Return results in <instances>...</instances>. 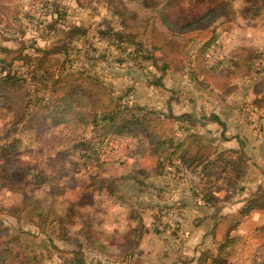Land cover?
Listing matches in <instances>:
<instances>
[{
  "label": "trees",
  "instance_id": "trees-1",
  "mask_svg": "<svg viewBox=\"0 0 264 264\" xmlns=\"http://www.w3.org/2000/svg\"><path fill=\"white\" fill-rule=\"evenodd\" d=\"M139 1L146 7L154 8L157 16L143 18L138 11L129 8L124 0H107L113 14L119 18L120 25V29L110 35H114L120 43H124L126 37L133 42L136 37L145 38L149 51L144 57L159 61L157 67L162 74L168 71L188 73L191 80L201 87H212L223 94L234 90V79L250 75L264 77V61L259 48L237 45L212 65L207 62L208 52L219 38L217 23L232 21L238 10L246 18H256L264 12V0H246L240 9H235L234 0ZM186 1L188 7L184 5ZM17 6L16 0H0V21L7 19L8 24V9ZM56 13L58 17H52V21L58 22L64 13H60L59 9H56ZM157 19L161 20L164 28L158 25ZM68 30V41L49 49L38 48L37 53L36 50L27 51L26 46L5 49V56L0 59V108L4 111V124L0 128V152L10 154L15 151L22 144L21 134L30 136L34 131L42 133L49 128L63 126L64 133L61 132L59 142L65 148L63 155L77 152L84 160L86 169H94L90 176L92 190L96 193H103L106 188L108 194L124 201L121 195L118 196V180L144 185L151 171L164 173L167 163L175 161L180 163L184 171L199 176L198 184L190 182L191 191L208 203L218 201L215 194L221 189L232 192L241 189L239 181L246 174L247 158L238 151H219L207 136L184 126L196 122L190 114L163 113L145 105L132 104L125 100V95H116L98 76L85 70H65L69 43L75 37L86 34L82 26L70 27ZM24 32L22 29V36ZM102 33L107 35L109 31L104 29ZM63 53L66 56L62 59L57 57ZM134 57L139 55L135 54ZM17 62L28 67L27 73L14 70ZM160 82V79L156 81ZM29 84L34 86V90L30 89ZM178 126L185 127V133L181 136L177 134ZM118 139L127 140V155L135 157V160L124 173L114 175L108 183L106 177L101 178V174L112 161L106 160L103 154L107 145ZM234 153L238 155L234 157ZM29 164L19 160L6 167L11 169L18 166L20 170L29 168L25 171L26 184L30 183L34 187L52 186L51 194L63 191L62 184L55 188V174L50 171L47 173L46 169L35 164L27 167ZM180 166H177L178 170ZM9 171L3 172V184L13 179ZM27 198L21 201L20 210H26L31 217L44 216L45 212L38 211L39 206L33 204L39 200ZM256 206L264 207V193L256 200H249L240 210V215H248ZM8 209L5 207L7 213ZM133 213L137 227L129 231L127 243L120 245L124 252L110 253L119 264H136L128 262L133 256L128 250L137 248L144 226L135 211ZM51 220L54 221V218ZM240 222L238 218L233 219L225 238L218 243L217 251L202 250L198 264H229L237 242L233 232ZM13 238L9 229L0 222V264H39L31 249L24 246L20 239L18 243H13ZM98 243V237L91 241L93 246ZM18 245H23L25 255L16 252ZM106 248L104 245L102 250ZM66 253L68 255L63 264H86L79 251ZM254 264L264 262L255 261Z\"/></svg>",
  "mask_w": 264,
  "mask_h": 264
},
{
  "label": "rangeland",
  "instance_id": "rangeland-1",
  "mask_svg": "<svg viewBox=\"0 0 264 264\" xmlns=\"http://www.w3.org/2000/svg\"><path fill=\"white\" fill-rule=\"evenodd\" d=\"M124 1L129 8L138 11L139 15L143 18L157 16L154 8L144 6L139 0ZM187 2H184L186 7L189 6ZM76 3H82L83 8L85 10L89 9L88 13L91 15L90 18L86 17L85 26L82 25V28L87 30L83 42H86L89 51L86 50L85 53H82V43L79 46L77 44L70 45V58L72 60L69 63L65 61V70H79L80 66L76 63L79 60L80 63L87 61L88 64L92 60H98L106 68L118 69L117 71L125 74L121 75V77H109L101 72L100 76H98V70L94 68H86L85 71L98 76L116 95H125V100L132 104L143 101L148 102L145 100L147 97L144 98L145 89L141 87L148 85L149 82L154 84L158 80V72L151 65L152 60L155 62V59L151 60L144 57L148 55L149 51L145 38L139 36L133 42L131 38L126 37L127 40L125 39L124 43L115 40L116 42L111 44V41L115 38L113 35V38L109 39L110 41L103 40L99 44L101 41L98 40V37L101 35V29L108 30V37H111L112 35L110 34L120 29L119 18L113 14L107 0H81V2L76 1ZM245 3L246 0H234L233 5L235 9H240ZM17 5V8L10 7L8 9L10 18L8 24L6 23L7 19L0 21V46L3 47V42L8 39V45L17 48L26 46L27 51L35 52L36 50L35 53H37V49L42 48L40 43L47 38L45 31L50 30V28L42 23V18H37V14L36 16L35 14L31 15L28 8H25L26 5L23 6L24 8H21L19 4ZM178 5L176 8L179 7ZM157 23L163 27L160 19H157ZM219 23H217L219 38L208 52L212 58L207 56V60L212 62L222 56L225 57L226 51L231 46L230 41H236L235 43L239 45L244 44L259 48L264 61V12L256 18H246L238 10L232 21ZM63 25L60 22L52 28L55 30L56 40L59 38L68 39L67 31H69V28H64ZM68 26L74 27L73 24H68ZM22 29L25 31L24 36L21 35ZM33 31H38V33L35 35ZM7 32L10 36L4 35ZM38 40H40V43ZM140 46L143 47L141 48ZM135 54H138L139 57H134ZM57 57H61L62 59L63 56L59 54ZM2 58L3 49L0 50V59ZM157 65L159 66L160 64L157 63ZM27 70L28 67L26 66L24 73H27ZM27 75L29 76V74ZM128 76L134 77L133 80L136 78V81L130 82L131 79ZM141 78L144 84L135 85L134 83ZM29 87L34 90L33 85L29 84ZM174 87L175 84L173 83L169 89L176 91ZM173 99V107H176V104H180L178 101L179 97L174 96ZM158 106L163 109L160 104ZM3 113V109L0 108V128H3L4 124ZM61 132L64 133L63 126L52 127L42 133L34 131L30 136L21 134L22 144L18 145L15 151L10 154L0 152V222L15 237L13 238L15 240H12V242L18 243L20 239V242L24 246L29 247L32 253L36 255L39 264H63L65 256L68 255L65 252L69 251H79L86 264H119L110 253H123L124 251L120 245L127 243L130 237L133 227L125 223V213H133L132 203L140 201L141 203L149 202L152 190L147 188L149 189L147 192L145 187L133 181L118 180V196L122 194L121 196L124 199L127 198L124 201L127 208L120 203L122 201L118 199L119 197L114 198V196L108 194L109 192L106 188L103 193L94 192L91 187L92 179L90 176L91 170L94 169H86L84 160L81 159L77 152L63 155L62 151L65 148L61 144L59 145L62 137ZM127 143V140L124 139L114 140L104 150V158L112 161V164L102 171L101 174V178L106 177V180L109 181L108 183L112 181L114 175L124 173L132 163L129 155L126 156L129 152ZM19 160L29 162L30 164L27 167H33L32 165L35 164L36 167L46 169L47 173L50 171L55 174V188L62 184V187L64 186L63 191L58 194H51L50 189L52 186L34 187L30 183L26 184L27 176L25 175V171L30 170L29 168L20 170L18 166H14L11 169L6 167L10 163ZM8 170H10L9 172L13 176V179L10 181L6 180L3 184V172ZM184 172L186 178L192 181V184L200 182L199 176L189 171ZM168 176L171 177V181L158 178L153 180L155 181L153 186H159L163 190H174V187H178L177 179L172 178L171 175ZM26 198L38 199L39 201L33 202V204L39 206L38 211L43 210L45 212L44 216L37 217L34 215V217H31L26 210H20L22 206L21 201ZM115 201L119 205H122L124 209L119 207L118 204L116 207L113 204ZM5 207H9L8 212L10 214L6 212ZM167 210L163 209L159 214L166 221L173 223L170 231H175L176 235L170 236V238L178 240H174L175 248H172L173 245H170L172 250L168 249L165 246L168 243H164V239H161L156 246V250H153V253L144 252L146 250V241H142L143 244L141 243V245H144L142 248H140V245L138 250H136L137 248L128 250V252L133 254L132 259L128 262L136 264H173L174 261H177L180 256L181 247L187 246L188 243L187 238L184 237L185 235L183 236L182 229H178L183 226L184 217L179 206ZM120 214L124 215L120 216ZM47 215H50V218H47ZM116 217H119V219ZM53 218L54 221L51 220ZM146 220L149 221V217H146ZM134 227H137V223H135ZM144 231L145 226L144 229H141L140 233L143 235ZM75 237H78V240H75ZM94 237H98V240L100 239V243L97 246L91 245ZM255 244L256 239L254 237H250L247 242L242 243L240 241L237 245V251L231 259V264H246L243 258H246V253L252 247L255 249ZM104 245L108 248L102 250ZM22 246L18 245L15 250L18 254L23 252L25 255L26 252L22 250ZM159 249L160 252H168L165 254L161 253L164 255L163 259H156L154 257L156 251Z\"/></svg>",
  "mask_w": 264,
  "mask_h": 264
},
{
  "label": "crops",
  "instance_id": "crops-1",
  "mask_svg": "<svg viewBox=\"0 0 264 264\" xmlns=\"http://www.w3.org/2000/svg\"><path fill=\"white\" fill-rule=\"evenodd\" d=\"M24 1L26 0H16V4H19L21 8L26 5L25 8H28L31 15H42V23L50 28V30L45 31L46 40L41 43L38 40L42 48H53L69 40V38H59L56 40L55 30L52 28L57 23H63L64 28H70L71 26L67 27L68 24L85 26L86 17H91L88 13L89 9L85 10L82 3H76V1L81 2V0H27L29 2L26 1V3ZM56 9H59L60 13L65 14L58 22L52 21V17L56 18L58 16ZM24 20L27 21L26 18ZM101 30L103 31L104 28ZM102 31H100L101 35L98 37V40L101 41L99 44L103 40L108 41L113 38V35L108 37V34H103ZM33 32L35 35L38 33V31ZM4 35L10 36L8 32L4 33ZM85 35L75 37L69 45L77 44L79 46L82 43V53H85L86 50L89 51V48H87L88 45L86 42H83ZM115 40L118 42L117 39L113 38L111 44L115 43ZM8 41L7 39L3 42V47L0 46V50L3 49V57L5 56V49L17 48L8 45ZM235 42L230 41L231 46L226 51V55L235 46L239 45ZM70 51L71 49L69 48L68 57L65 60L67 63L72 60L70 58ZM62 56L64 57L66 54L63 53ZM208 56L212 58L210 54ZM79 61L76 62L80 66L79 70L94 68L98 70V72L96 71L99 74L98 76H100V72L109 77H121V75L125 74L117 71L118 69L106 68L98 60H92L90 64L87 61L83 63ZM207 62L208 65L214 63V61L211 62L210 60ZM157 63L159 61L154 62L152 60L151 65L158 72V80L160 79L161 82H155L154 84L149 82L148 85L141 87L145 89L144 98L147 97L145 100L148 102L143 101L137 104L148 106L163 113L173 112L177 115L190 114L196 122L193 124L186 123L184 126H188L192 128V131L207 136L219 151L234 150L243 154L247 158L248 168L246 174L239 181L241 189H236L233 192L226 189L219 190L215 194L218 201L212 204L193 194L190 185L192 181L186 178L183 167L180 166L178 161L167 163L166 169L163 171L164 173L160 174L157 171H151V176L147 178L146 184L142 185L147 192L149 191L147 188L152 190L149 197L150 201L132 203V209H134L138 219L145 226L144 234L141 236L136 250H138L141 243L143 244L146 241V250L144 252L153 253V250H156V246L161 239H164V243H168L165 245L168 249L172 250V248H175L174 240H178L170 238V236L176 235L175 231H170L173 223L163 219L159 212L163 209H169L166 207L179 206L182 210L184 223L178 229H182L183 236L185 235L184 237L187 238L188 243L187 246L181 247L180 256L173 264H198V258L202 250L211 249L213 252L217 251L218 243L225 238L227 229L235 218L240 219L241 222L233 232L237 236V242L229 264H231V259L237 251L238 243L240 241L242 243L247 242L250 237L256 239L255 249L252 247L246 253V258L243 259L246 264H254L255 261L264 262V207L256 206L248 215H240V210L249 200H256L261 193H264V77L261 75H250L234 79L232 82L234 90L229 94H223L221 91L212 87H201L191 80L188 73L168 71L162 74L157 67ZM17 64L23 63L17 62L15 65ZM128 77L131 79L130 82L136 81V78L133 80L134 77ZM173 83L175 84L174 88H176V91L169 89ZM134 84H144L143 79L137 80ZM174 96L179 97L178 101L180 104H176V107L172 106ZM159 104L163 109L158 106ZM184 126L181 128L178 126V136L185 133ZM237 155L235 154L234 157ZM129 157L134 162L135 157ZM177 166H180L179 170ZM168 175L177 179L178 187H174V190H163L159 186H153L155 184L153 180L158 178L171 181V177ZM124 201L120 203L127 208L125 205L126 202ZM113 204L117 207L118 203L116 201ZM122 205H119V207L123 208ZM122 215L124 214H120V216ZM125 215V223L134 227L135 223H137L133 217L134 213L128 214L126 212ZM146 217H149V221L146 220ZM116 218L119 219V217ZM170 245H173V247L171 248ZM143 246L141 245L140 248ZM161 253L165 254L168 252H160L159 249L156 251L154 257L156 259H163L164 255Z\"/></svg>",
  "mask_w": 264,
  "mask_h": 264
},
{
  "label": "built area",
  "instance_id": "built-area-1",
  "mask_svg": "<svg viewBox=\"0 0 264 264\" xmlns=\"http://www.w3.org/2000/svg\"><path fill=\"white\" fill-rule=\"evenodd\" d=\"M40 16H42V15H38L37 18L38 19L41 18ZM35 21H36V19H35ZM14 70L17 71V72H20V73H24L25 70H26V67H25L24 64H17V65L14 66Z\"/></svg>",
  "mask_w": 264,
  "mask_h": 264
}]
</instances>
